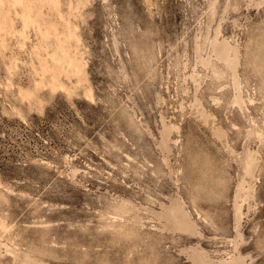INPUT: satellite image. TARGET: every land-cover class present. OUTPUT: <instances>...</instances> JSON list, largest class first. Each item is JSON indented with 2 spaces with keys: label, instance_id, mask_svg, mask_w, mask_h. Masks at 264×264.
<instances>
[{
  "label": "rangeland",
  "instance_id": "1",
  "mask_svg": "<svg viewBox=\"0 0 264 264\" xmlns=\"http://www.w3.org/2000/svg\"><path fill=\"white\" fill-rule=\"evenodd\" d=\"M0 264H264V0H0Z\"/></svg>",
  "mask_w": 264,
  "mask_h": 264
},
{
  "label": "bare ground",
  "instance_id": "2",
  "mask_svg": "<svg viewBox=\"0 0 264 264\" xmlns=\"http://www.w3.org/2000/svg\"><path fill=\"white\" fill-rule=\"evenodd\" d=\"M58 60H59V58L58 57H56ZM77 60V59H76ZM69 63V65H71L72 64V66H74L75 65V63H76V61L74 62V60H71V62H68ZM78 63V65H75L76 66V68H72V72H73V74H75V77L78 75V76H80V78L78 79V82H79V80H81L83 77H85L84 79L85 80H87V74H88V72L86 71V69L80 64L79 65V62H77ZM83 65L84 66H86V64L85 63H83ZM71 66V67H72ZM81 73H83V77H82V74ZM81 74V75H80ZM74 76V75H73ZM78 82H77V84H78ZM38 85V84H37ZM75 86L78 88V85H76L75 84ZM46 88V87H45ZM79 89V88H78ZM77 89V90H78ZM69 91V90H68ZM74 92H75V90H74ZM87 96H88V100H90V101H95V95H94V89H93V87L92 86H89L88 87V94H87ZM237 128V127H236ZM171 133V131L170 130H168V133H167V135L169 136V134ZM207 145H208V143H207ZM209 146V145H208ZM249 156H250V152H248L246 155H245V157H244V163H243V165H244V174H245V176L247 175V173H249L251 170H252V164H250V158H249ZM191 171V170H190ZM189 171V172H190ZM193 173V172H192ZM196 199H197V197H196ZM197 201V200H196ZM195 201V202H196ZM193 205H195V204H193ZM196 211H197V213H198V215H201L202 214V212L199 210V208H197V206H196ZM206 217V216H205ZM185 218H186V220L189 222V225H187V228H186V230L187 231H191L194 227H195V221L192 219V218H188L187 216H185Z\"/></svg>",
  "mask_w": 264,
  "mask_h": 264
},
{
  "label": "crops",
  "instance_id": "3",
  "mask_svg": "<svg viewBox=\"0 0 264 264\" xmlns=\"http://www.w3.org/2000/svg\"><path fill=\"white\" fill-rule=\"evenodd\" d=\"M247 127H250V128H251V126H250V125H248ZM250 128H247L246 130L248 131Z\"/></svg>",
  "mask_w": 264,
  "mask_h": 264
}]
</instances>
